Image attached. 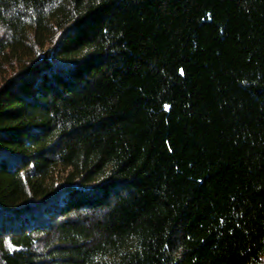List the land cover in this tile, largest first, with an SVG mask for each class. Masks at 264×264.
<instances>
[{"label": "trees", "instance_id": "trees-1", "mask_svg": "<svg viewBox=\"0 0 264 264\" xmlns=\"http://www.w3.org/2000/svg\"><path fill=\"white\" fill-rule=\"evenodd\" d=\"M0 264H264V0H0Z\"/></svg>", "mask_w": 264, "mask_h": 264}, {"label": "snow or ice", "instance_id": "snow-or-ice-1", "mask_svg": "<svg viewBox=\"0 0 264 264\" xmlns=\"http://www.w3.org/2000/svg\"><path fill=\"white\" fill-rule=\"evenodd\" d=\"M165 108H167V105H165Z\"/></svg>", "mask_w": 264, "mask_h": 264}]
</instances>
